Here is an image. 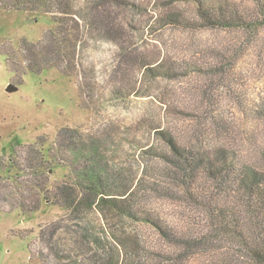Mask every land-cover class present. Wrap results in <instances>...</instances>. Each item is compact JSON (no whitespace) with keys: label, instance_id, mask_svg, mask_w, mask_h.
<instances>
[{"label":"rangeland","instance_id":"374dc122","mask_svg":"<svg viewBox=\"0 0 264 264\" xmlns=\"http://www.w3.org/2000/svg\"><path fill=\"white\" fill-rule=\"evenodd\" d=\"M72 1L75 12L86 5L85 0ZM123 1L115 15L131 55L210 63L215 60L214 50L228 44L244 45L239 65L229 70L236 81L227 77L209 81L198 74L144 78L137 61L122 63L117 47L101 42L93 28L81 29L87 55L77 58L72 75L48 68L21 77L13 73L6 52L19 51L24 41L38 42L55 24L47 13L0 11V264H77L79 260L103 264L108 255L120 256L128 264H205L201 256L172 258L178 248L151 225L121 218L109 210H86L74 216L48 202L37 189L45 186L52 190L76 174L72 165L78 168V152L54 145L63 127L76 129L79 143L101 140L100 153L128 186H134L140 177L151 181L161 166L143 151L150 146L163 147L156 127L182 142L224 144L243 149L247 155L251 140L264 142V126L244 119L230 91L235 86L253 99H264V44L250 46L236 31L162 26L158 18L170 10L162 0ZM237 1L251 5L248 0ZM173 8L194 15L190 3ZM10 83L18 85L11 93L6 90ZM204 88L212 98L203 95ZM212 114L219 115L230 129L213 124L209 119ZM41 161L45 171L34 175L31 172ZM260 165L264 167V163ZM19 193L31 204L38 197L40 209L28 214L20 205H13ZM133 199L164 226L190 229L185 223L188 209L179 199L149 192ZM53 222L58 227L53 238L63 257L57 262L44 243L35 246V253L31 248L40 228ZM43 249L47 254L41 257Z\"/></svg>","mask_w":264,"mask_h":264},{"label":"trees","instance_id":"16d2710c","mask_svg":"<svg viewBox=\"0 0 264 264\" xmlns=\"http://www.w3.org/2000/svg\"><path fill=\"white\" fill-rule=\"evenodd\" d=\"M248 1L251 5L237 0H162L170 10L162 13L158 22L162 26L187 30L236 31L244 35L250 46L263 47L264 0ZM123 2L85 0V7L75 12L72 0H0V11L47 13L55 24L38 42L24 41L19 51L6 52L13 73L22 77L30 72L55 68L64 75H72L77 58L87 55L81 29L93 28L101 42L105 40L117 47L122 63L129 65L137 61L144 78L175 79L198 74L209 81L217 77L236 81L237 77L229 70L239 65L246 49L244 45L228 44L224 49L214 50L215 60L210 63L192 59L160 61L131 55L123 43L121 25L115 15V8ZM181 3L193 5V17L173 8ZM230 91L244 119L252 125L264 126V99H253L235 86L230 87ZM203 95L213 97L206 88ZM209 119L224 130L230 129L219 115L212 114ZM156 131L163 147L150 146L143 151L161 166L157 167L151 181L140 177L134 186H128L100 153L101 140L94 138L79 143L76 129L63 127L54 145L65 147L73 154L78 152V168L70 167L76 174H70L69 179L52 190L45 186L37 190L48 202L63 207L70 215L76 216L86 210H109L121 218L155 227L178 248L176 257L172 258L201 256L205 264H264V167L260 165L264 163V142L251 140L250 155H247L245 150L236 147L210 146L203 141L200 144L182 142L171 132L158 127ZM42 163L36 162L31 173H43ZM112 188L119 190L115 192ZM148 192L179 199L188 209L185 223L190 229L168 228L159 218L140 208L133 198ZM19 196L13 205H20L28 214L40 209L38 197L31 204L24 195L19 193ZM56 224L40 228L31 248L35 253V246L44 243L57 262L63 257L53 238L58 228ZM41 254L42 257L47 253L43 249ZM79 261L77 264H85ZM103 264L128 263L120 256L108 255Z\"/></svg>","mask_w":264,"mask_h":264},{"label":"water","instance_id":"95a60500","mask_svg":"<svg viewBox=\"0 0 264 264\" xmlns=\"http://www.w3.org/2000/svg\"><path fill=\"white\" fill-rule=\"evenodd\" d=\"M18 89V85L14 84V83H10L7 87V92L11 93L14 92Z\"/></svg>","mask_w":264,"mask_h":264}]
</instances>
